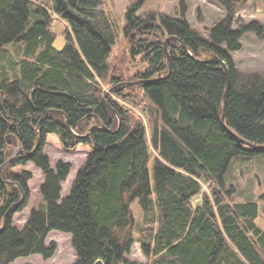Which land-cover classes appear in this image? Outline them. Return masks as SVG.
Returning a JSON list of instances; mask_svg holds the SVG:
<instances>
[{
	"label": "trees",
	"instance_id": "1",
	"mask_svg": "<svg viewBox=\"0 0 264 264\" xmlns=\"http://www.w3.org/2000/svg\"><path fill=\"white\" fill-rule=\"evenodd\" d=\"M144 1L128 9L126 33L147 30L132 55L148 66L137 79L149 82L139 84L136 102L133 91L125 93L131 87L116 94L142 106L150 138L143 119L134 120L136 114L111 97L104 100L101 81L119 37L107 0H51L48 7L0 0V53L25 44L20 72L0 78V264L33 255L51 259L57 246L46 242L54 231L71 235L75 264H143L128 257L136 242L150 264H264L259 204L234 202V187L225 185L234 159L264 155V75H251L242 84L231 56L242 49L246 33L264 38V28L253 22L234 30L235 13L245 0H217L228 15L206 40L186 19L138 18ZM54 16L67 24L61 51L54 48ZM172 36L187 50L169 42L168 76L163 40ZM209 55L221 58L231 76L225 108L228 76L222 64L200 61ZM231 132L260 149L239 143ZM50 135L58 136L66 152L92 148L65 197L62 184L71 165L60 161L51 167L44 153ZM28 163L45 176L44 201L19 229L14 216L27 206L32 174L14 170ZM135 201L157 220L155 232L139 229L140 240Z\"/></svg>",
	"mask_w": 264,
	"mask_h": 264
},
{
	"label": "rangeland",
	"instance_id": "2",
	"mask_svg": "<svg viewBox=\"0 0 264 264\" xmlns=\"http://www.w3.org/2000/svg\"><path fill=\"white\" fill-rule=\"evenodd\" d=\"M31 1L44 7H48L51 3V0ZM107 1L110 6L112 5L110 10L118 22L119 37L109 59L108 76L105 81H101L105 93L104 99L108 101L107 99L111 97L112 100L121 106L132 110L136 114L134 120L138 118L143 119L150 138V124L144 115V109H142V106L132 103L133 101L136 102L137 97H141L139 84L136 83L139 81L137 77L144 74L148 69L147 63L144 62L142 56L134 58L132 48L138 41L146 37L143 31L147 32V30L146 28L140 30L131 29L126 33V27L128 25L127 11L131 6L138 4L140 0ZM150 14L154 16V23L159 22L162 16L186 19L195 32L204 39L209 40L211 29L227 17L228 11L217 0H146L142 3V7L136 16L141 19H146ZM54 17L55 19L52 25V30L56 35L54 48L61 51L66 45L65 33L67 31V24L58 16ZM234 22V30H239L253 22H258L264 28V0H245V3L235 13ZM33 25L34 22H30L28 30ZM167 39H164L163 42L165 43ZM241 45L242 49L238 52L231 53V56L240 71L239 80L243 84L245 79L251 75H264V38H260L253 32H248L242 37ZM24 50V43L11 44L3 49L6 53H0V78H3V74L13 77L18 70L20 72L19 62L24 59ZM212 56H205V58L210 59ZM113 78H119L120 82L113 83ZM122 86L132 88V90L127 89L125 93L133 91L134 95H137L131 98L133 101L129 102L128 100H124L116 94V91ZM112 89L114 91L110 92ZM138 104L141 103L138 102ZM91 152L92 148L87 145H81L71 152H66L57 135H50L47 138L44 153L49 157L51 167L55 168L56 164L60 161L71 165L70 175L62 184V197L70 193L77 172L84 167L87 157ZM14 171L20 174L24 172L32 174V179L28 185L27 206L21 213L14 216V225L19 229H23L31 211L38 208L44 201L41 186L45 181V176L33 163H28ZM225 185L227 189L234 187V202H255L259 204L260 217L257 223L264 230V155L238 157L234 159L226 175ZM203 186L204 193L210 194L209 185L203 184ZM153 198L155 199V195ZM200 201L201 197H198L193 201V204L198 205ZM132 210L135 218V238L137 240H140L141 235L139 229L141 228L150 232L156 231L157 220L155 213L145 216L139 201H135L132 204ZM146 220L148 225H145ZM52 244H55L57 248L55 255L51 259L45 260L41 255H33L20 258L12 264H75L77 255L73 249L71 235L56 231L51 232L47 238L46 245L50 247ZM128 257L130 260L143 264H150L151 262L143 253L139 242L134 244Z\"/></svg>",
	"mask_w": 264,
	"mask_h": 264
},
{
	"label": "water",
	"instance_id": "3",
	"mask_svg": "<svg viewBox=\"0 0 264 264\" xmlns=\"http://www.w3.org/2000/svg\"><path fill=\"white\" fill-rule=\"evenodd\" d=\"M172 40H175V41L179 42V43L181 44V46L183 47V49L187 50L186 45H184V43H183L180 39H178L177 37L172 36V37H169V38L165 41V43H164V52H165V55L167 56V59H168V62H169V74H168V76H169V75L171 74V72H172V60H171L170 53H169V51H168V44H169V42L172 41ZM200 61L203 62V63H208V64H210V63H218V64H222V65L224 66V68H225V70H226V73H227V76H228V85H227V88H226V92H225V96H224V101H223V108H225L226 103H227V99H228V96H229V92H230V89H231V76H230V74H229V71H228V68H227V66H226V63H225L221 58H219L218 56H215V55H213V56H212L210 59H208V60H200ZM168 76H165V77H163L162 79H165V78H167ZM154 81H156V80H154ZM148 82H149V81L139 80V81H137L136 83H137V84H142V83H148ZM112 91H114V90L112 89L110 92H112ZM104 100H105V99H104ZM105 101H106V100H105ZM221 122H222L223 125H225V115L222 116V118H221ZM95 128H96V127L91 128V130H90L89 133H91ZM89 133H88V134H89ZM231 134L236 138V140H237L239 143H242V144H245V145H247V146H250V147H252V148H254V149H256V150H257V149H260L259 147H256V146H254L253 144H251L250 142H247V141L243 140L242 138H240L238 135L234 134L233 132H231ZM263 149H264V148H263ZM3 167H4V166H3ZM2 169H3V168H2ZM2 169H1V173H0L1 178H2ZM1 180H2L3 183L12 184V182H10V181H6V180H4V179H1ZM23 201H24V199H22L21 202H20L18 205H20ZM7 216H8V214L6 215V217H5V219H4V223H3V226H2L1 229H4L5 226H6V223H7Z\"/></svg>",
	"mask_w": 264,
	"mask_h": 264
},
{
	"label": "flooded vegetation",
	"instance_id": "4",
	"mask_svg": "<svg viewBox=\"0 0 264 264\" xmlns=\"http://www.w3.org/2000/svg\"><path fill=\"white\" fill-rule=\"evenodd\" d=\"M141 29V28H140Z\"/></svg>",
	"mask_w": 264,
	"mask_h": 264
}]
</instances>
